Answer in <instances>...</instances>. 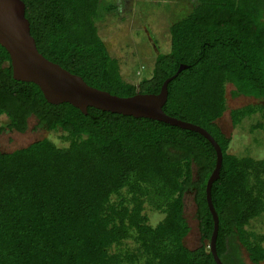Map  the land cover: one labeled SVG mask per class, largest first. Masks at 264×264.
<instances>
[{"label": "trees", "instance_id": "obj_1", "mask_svg": "<svg viewBox=\"0 0 264 264\" xmlns=\"http://www.w3.org/2000/svg\"><path fill=\"white\" fill-rule=\"evenodd\" d=\"M22 1L38 51L90 86L124 97L157 93L187 65L168 83L163 111L203 127L221 147L211 201L222 264H242L239 247L260 264L264 231L247 226L264 214V160L229 153L231 138L217 120L227 109L228 83L233 97L264 100V0H189L191 9L169 27V51L158 52L150 76L136 83L121 76L95 25L117 16L127 0ZM260 109H230L233 126ZM0 115L7 119L0 134L25 132L33 117L35 128L60 130L68 140L0 150V264H216L205 193L216 154L204 136L160 120L49 103L37 84L12 77L1 45ZM186 193H193L201 242L192 249L183 242ZM146 207L163 215L155 225Z\"/></svg>", "mask_w": 264, "mask_h": 264}, {"label": "rangeland", "instance_id": "obj_2", "mask_svg": "<svg viewBox=\"0 0 264 264\" xmlns=\"http://www.w3.org/2000/svg\"><path fill=\"white\" fill-rule=\"evenodd\" d=\"M126 2H129L127 8L126 5L120 7L121 12L117 16L107 15L95 22V25L111 55L118 59L121 76L125 80L136 83L141 77L150 76L154 58L158 52L167 53L169 51V27L173 21L188 13L191 3L189 0H127ZM232 89L233 85L228 83L226 85L227 109L217 120L221 130L231 138L228 152L239 157L247 155L264 160V109L246 115L235 126L229 114L230 109L248 105L264 107V100L242 95L233 97L230 94ZM6 122V116L0 115V125L4 126ZM35 124L34 118L31 117L25 132L1 133L0 150L12 151L42 138H49L60 147L68 144V140H65L60 130L47 131L35 128ZM195 210L193 193H186L184 215L190 230L183 242L191 249L201 243ZM145 212L152 225H155L163 216L149 207L145 208ZM247 227L263 233L264 214L251 220ZM129 245L134 246L130 242ZM229 250L233 252V256L236 255L234 248ZM238 254L242 264H253L242 247H239ZM227 259L229 260L228 256ZM260 264H264V260Z\"/></svg>", "mask_w": 264, "mask_h": 264}, {"label": "water", "instance_id": "obj_3", "mask_svg": "<svg viewBox=\"0 0 264 264\" xmlns=\"http://www.w3.org/2000/svg\"><path fill=\"white\" fill-rule=\"evenodd\" d=\"M0 45L10 56L12 77L15 80L33 82L39 86L49 103L68 102L87 114L89 106L104 111L160 120L170 125L198 132L213 146L216 154L214 168L206 186V201L213 219V230L209 239V250L216 264H222L216 251L218 216L211 201V187L219 177L222 163L221 147L203 127L170 116L163 111L168 83L187 65L180 64L176 73L166 78L157 93H136L132 96H118L106 90L88 85L81 76L73 74L58 63L45 58L37 49L30 34L29 21L25 17L22 0H0Z\"/></svg>", "mask_w": 264, "mask_h": 264}, {"label": "flooded vegetation", "instance_id": "obj_4", "mask_svg": "<svg viewBox=\"0 0 264 264\" xmlns=\"http://www.w3.org/2000/svg\"><path fill=\"white\" fill-rule=\"evenodd\" d=\"M5 132H11V131H5ZM2 151V150H1Z\"/></svg>", "mask_w": 264, "mask_h": 264}]
</instances>
